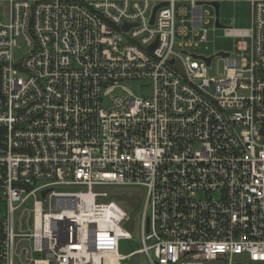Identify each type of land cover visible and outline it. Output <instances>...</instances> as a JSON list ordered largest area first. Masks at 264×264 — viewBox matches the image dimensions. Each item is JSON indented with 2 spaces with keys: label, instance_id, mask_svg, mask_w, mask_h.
I'll return each mask as SVG.
<instances>
[{
  "label": "built area",
  "instance_id": "built-area-1",
  "mask_svg": "<svg viewBox=\"0 0 264 264\" xmlns=\"http://www.w3.org/2000/svg\"><path fill=\"white\" fill-rule=\"evenodd\" d=\"M224 2L249 27L207 65ZM0 197V264H264V0H0Z\"/></svg>",
  "mask_w": 264,
  "mask_h": 264
},
{
  "label": "rangeland",
  "instance_id": "rangeland-1",
  "mask_svg": "<svg viewBox=\"0 0 264 264\" xmlns=\"http://www.w3.org/2000/svg\"><path fill=\"white\" fill-rule=\"evenodd\" d=\"M178 7L180 8H189V5L186 3H179ZM204 10H208L214 15V10L211 7H204ZM249 5L244 2H224L220 4L219 8V25L222 28L215 27V20H211L210 24L206 26L208 30L207 42L201 44L198 47L191 46L187 50L197 54L199 56H215L218 53H230L233 54L234 46L236 40L233 38L225 37L223 28H234V29H246L249 27ZM186 40H182L180 38L175 39L174 52L179 53L181 51L180 48L177 47L179 42ZM196 40L191 39V42L194 43ZM27 53V48L25 45H21L19 48L14 50V59L20 60ZM222 73V62L219 57H214L211 63V68L208 70V76H217ZM123 87L130 90L135 96L142 95L143 97H149L151 90L149 87H140V83H131L125 82L121 84ZM120 94L116 92L114 96H119ZM111 189V188H109ZM107 190V188H104ZM114 191L115 199L119 202V200H126L128 198H132L135 200L137 196H143L144 190L143 188H120L113 187L111 189ZM132 200H130L131 202ZM121 203V202H120ZM136 205V204H134ZM126 208V207H125ZM127 210V208H126ZM6 208L5 204L1 201L0 197V218L5 215ZM136 218V217H135ZM134 218V219H135ZM127 227V226H126ZM130 230L132 231V239L130 240H121L118 244V253L122 256H126L136 250L141 248L140 243V235L136 230V223H130L128 225ZM39 258V256H37ZM122 264H146L144 257L140 255H135L129 259H126L122 262ZM205 264H222L221 262H207Z\"/></svg>",
  "mask_w": 264,
  "mask_h": 264
},
{
  "label": "water",
  "instance_id": "water-1",
  "mask_svg": "<svg viewBox=\"0 0 264 264\" xmlns=\"http://www.w3.org/2000/svg\"><path fill=\"white\" fill-rule=\"evenodd\" d=\"M163 6H166V3H161L159 5H157L156 7H154L153 11H152V18H151V23L154 19V15H155V12L160 8V7H163ZM213 8H214V13H215V17H216V21H215V26L217 28H222L219 23H218V18H219V8H220V5L218 3H213L212 4ZM126 28V26H125ZM218 56H221V57H226L228 56V53H218L217 54ZM195 58H200L202 60H204L206 62V64L208 65L212 59V57H208V58H205V57H196ZM45 193H43L42 195H44ZM147 228H148V221H147Z\"/></svg>",
  "mask_w": 264,
  "mask_h": 264
},
{
  "label": "trees",
  "instance_id": "trees-1",
  "mask_svg": "<svg viewBox=\"0 0 264 264\" xmlns=\"http://www.w3.org/2000/svg\"><path fill=\"white\" fill-rule=\"evenodd\" d=\"M130 200H132L130 202ZM119 202H121V204L127 208V210L129 211L131 217L134 219L135 217H137V214L139 212V202H137V200H133L132 198H128L126 200H119ZM136 204V205H134Z\"/></svg>",
  "mask_w": 264,
  "mask_h": 264
}]
</instances>
